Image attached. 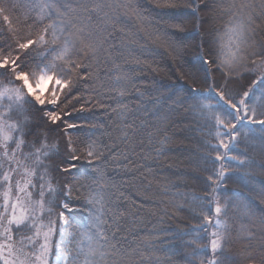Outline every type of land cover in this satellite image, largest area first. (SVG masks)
<instances>
[{"label":"snow or ice","instance_id":"obj_1","mask_svg":"<svg viewBox=\"0 0 264 264\" xmlns=\"http://www.w3.org/2000/svg\"><path fill=\"white\" fill-rule=\"evenodd\" d=\"M149 7L151 10L180 11L187 15L179 19L155 15L152 20L153 31L145 33L139 28L130 27L129 23L125 22L133 24L134 20L142 19L145 15L144 7L138 2L133 3L132 0H112V2L96 0L90 8L83 10L84 16H80L76 9L68 6L61 11L57 7V0H30V11L35 13L32 19L34 23H38L39 28L31 38L20 43L18 48L24 50L26 57L29 55L28 50L35 48L37 51L34 54L39 55L42 62L29 67L28 70L18 71L19 54L15 59L8 56L0 58V69L11 68L15 73L16 81H19L23 87V93L15 97V107L9 109L19 117V121L10 123L7 132L5 126L0 125V157H2L0 169L3 170L0 172V194L3 196L0 221L5 215L8 217V227L4 228L0 224V237L3 238V242H0V261L3 264H152L154 253L151 249L133 248L123 235L127 231L124 226L127 223L126 214L139 215L144 211H152L166 217L170 215L168 210L170 202L167 200L159 199L155 201L157 208L149 209L145 204L138 205L120 192L121 185L125 183L132 185L137 182L144 183L136 173L143 175L141 168L144 166L140 165L139 160H144L146 157L144 153L136 151L135 144L131 140L135 135V129L127 122L131 110L128 97L132 95L133 90L137 97L144 95L137 85V80L140 79L138 73L144 71L142 66L144 62L139 59L137 53L155 55L159 47H163L166 54H175L179 57L181 50L188 45L186 38L188 25L191 23L193 27L202 28L206 21L200 13L209 10L210 5L209 0H151ZM152 12L146 14L152 16ZM93 14L100 20L97 32L107 33L103 39H93V33L85 31L83 20L87 18L91 23L90 17ZM53 16L56 19H53ZM46 19L47 23H45ZM248 23L250 24L251 21ZM117 25H121L118 31L120 39L119 43H113L110 37L117 32ZM245 29L243 20L233 23L230 31L235 36L236 51L219 63L229 65L236 59L240 46L245 43ZM204 44L205 42L201 40L200 47L203 48ZM208 49V58L203 55L199 57L205 79L209 78L211 66L218 64L210 41ZM49 51L54 54L50 62L45 55ZM89 53L94 57L103 53V63L109 66L107 78L112 81L113 86L107 89L104 95L97 93L95 88L90 86V82L98 79V74L91 63L84 61V57ZM169 99L172 97H166L165 101ZM154 103L158 104L159 100ZM96 108L106 110V114L110 116L119 131V135L115 138L112 131L105 130L102 133L107 135L110 141L114 139L113 143L106 144L103 139L95 136V131L103 127L98 124L91 125L93 130L91 135L85 137L77 135L85 131L82 125L76 122L77 119L81 118L82 113L93 112ZM172 110L177 109L172 107ZM162 112L163 108H155L157 116ZM163 118L166 119L167 115ZM253 118L248 116L247 111L243 118L237 117L240 125H232L233 138L244 125V121H251ZM117 121L119 123H116ZM258 123L264 128V120ZM49 139L52 143H48ZM150 139L149 134L148 140ZM61 142L63 152L58 149ZM140 143H144L143 138ZM213 147L226 146L221 141L219 145ZM25 149L28 151L26 152ZM56 156H60V162L50 169L45 161ZM81 158L93 163L94 172L100 177L104 176L105 169L110 163L119 164L120 171L124 175L131 174L127 181L112 182L111 187L119 195L113 194L105 201L104 196L97 193L90 200V203L99 205L89 216V224L95 229L94 233L70 232L73 222L65 215L73 204L72 194L75 192L79 195L80 179L77 175L79 173L77 162ZM223 159L224 157L216 155L213 162H220ZM5 161L7 163H4ZM30 164L38 166L44 172L57 173L63 178L61 183L55 175L49 174L47 177L49 202L47 214L43 209L45 181L43 176L38 177L36 171L29 167ZM18 172L20 178L15 180V188H13V181ZM224 176L225 170L221 164L218 172L212 171V174L206 178L208 195L199 197L198 202L190 209L194 216L198 211V218L202 223L193 226L189 232L179 228L176 230L181 239L199 232L206 233L209 239V244L203 246L199 244L203 239L200 236L184 241L186 264H222L220 253L230 247L228 238L236 232L229 223L234 203L228 199L221 201L218 189L222 187ZM37 178L44 182L40 184L37 193L38 203L41 206L39 212L33 207L36 202V199H33V192L37 187ZM168 195L172 194L168 191L161 193V196ZM261 198L264 199V189ZM144 200L146 203L154 202L153 197L147 195V191ZM125 201H131L130 205L125 206ZM205 207H210L214 216H209L204 211ZM55 209L62 210L54 218H50L53 217ZM235 210L242 219L247 220V224L241 225L239 229L244 244L241 255L247 264H257V258L253 253L259 252L262 256L260 264H264V213L257 217L251 205L245 203L236 206ZM23 225L28 226L31 234L20 238L23 247L16 250L9 241L14 238L13 229ZM166 232L165 229H157L154 230V235L159 236ZM253 241L258 243L253 245ZM204 248L210 249L211 258L201 254ZM155 264H160L159 258H156ZM166 264H171V261H167Z\"/></svg>","mask_w":264,"mask_h":264},{"label":"trees","instance_id":"obj_2","mask_svg":"<svg viewBox=\"0 0 264 264\" xmlns=\"http://www.w3.org/2000/svg\"><path fill=\"white\" fill-rule=\"evenodd\" d=\"M95 2L96 0H57V7L64 11V7L68 6L76 9L80 16H84L83 10L90 8ZM132 2L143 6L145 15L142 19L134 20L133 24L125 22L145 33L153 31L152 20L155 15L177 19L187 15L180 11L151 10V0ZM209 5V10L200 13L206 21L202 28L193 27L191 23L188 25V45L181 50L179 57L166 54L163 47H159L155 55L137 53L139 59L144 62V71L138 73L140 79L137 80L139 91L144 95L137 97L133 90L132 95L128 97L131 110L127 122L135 129L131 140L136 151L144 153L146 157L139 160L140 165L144 166L141 168L143 175L136 173L144 183H125L121 185L120 192L138 205L145 204L149 209L157 208L155 201L167 200L170 202V215L166 217L152 211H144L139 215L126 214L127 223L124 226L127 231L123 235L133 248L151 249L154 253L152 264H155L156 258H159L160 264H166L167 261H171V264H186L185 240L200 236L203 239L199 244L207 245L206 233H193L181 239L176 230L179 228L189 232L193 226L202 223L198 218V211L194 216L190 209L195 206L199 197L208 195L206 178L212 171L218 172L221 164L225 176L218 192L222 202L228 199L234 203L229 223L236 229L228 238L230 247L220 253L222 264H247L241 255L244 244L239 233L241 225H246L247 220L236 213V206L241 203L250 204L257 217L264 213V199L261 198L264 189V128L258 123L264 120V0H209ZM149 11H153L152 16L146 14ZM32 16L34 17L35 13L30 11V0H0V57L15 59L19 54L18 71L28 70L29 67L42 62V58L34 54L37 51L35 48L28 50L27 57L24 50L18 48L20 43L38 31L39 25L33 22ZM53 19L56 17L53 16ZM90 20L91 23L87 18L83 20L85 31L92 32L93 39H103L107 33L97 32L99 18L93 14ZM237 20L245 22V43L240 46V51L231 64L219 63L236 51L235 36L230 29ZM47 22L46 19L45 23ZM120 27L121 25H117V32L110 37L113 43H119ZM201 40L205 42L203 48L200 47ZM209 41L212 43L213 55L218 64L211 66L209 78L205 79L199 57L203 55L208 58ZM45 55L50 62L54 54L49 51ZM84 61L91 63L98 74V79L90 82V86L95 88L97 93L106 94V90L113 85L107 78L109 66L103 63V53L95 57L89 53L84 57ZM218 68L220 70H217ZM9 70L2 72L4 78L13 77L11 69ZM192 89L195 91H191ZM169 96L172 99L165 101ZM157 100L159 103H154ZM241 106L243 116L247 111L248 116L254 118L251 121L245 120L233 138L232 125H240L237 117H240ZM157 107L163 108L159 116L155 114ZM172 107L177 110L173 111ZM165 115L166 119L163 118ZM36 122L38 123V120ZM76 122L85 129L77 134L80 137L91 135L92 124L103 126L95 131V136L103 139L106 144L113 143L114 139L110 141L107 135H102L105 130L112 131L113 138L119 135L116 125L104 109L96 108L93 112H84ZM141 138L144 139L143 144L140 143ZM221 141L226 147H213ZM48 143H52V140L49 139ZM58 149L63 152L62 142ZM216 155L224 157L223 161L213 162ZM47 162L52 168L60 162V156ZM77 167L80 179L79 195L75 192L72 194L73 204L67 216L73 222V227L69 231L94 233L95 229L89 224V216L99 205L90 203V200L97 193L103 195L105 201L113 194L119 195L111 187L112 182L127 181L131 174L124 175L119 164L110 163L104 176L100 177L94 172L95 165L83 158L77 162ZM50 174L63 183L59 174ZM146 191L147 195L153 197L154 202H145ZM164 191L172 195L161 196ZM131 201H125V206L130 205ZM204 211L213 216L210 207H205ZM157 229H165L167 232L156 236L154 230ZM252 243L255 245L258 242ZM201 254L211 258L207 248H204ZM253 254L257 258V264H260L261 254Z\"/></svg>","mask_w":264,"mask_h":264},{"label":"rangeland","instance_id":"obj_3","mask_svg":"<svg viewBox=\"0 0 264 264\" xmlns=\"http://www.w3.org/2000/svg\"><path fill=\"white\" fill-rule=\"evenodd\" d=\"M213 15H215V14H213ZM217 17H219V16H216V18ZM213 20L215 21V19H213ZM0 58H2V57H0ZM9 69H11V68H9ZM263 70H264V66H263ZM2 72L5 73V69H0V125H4L5 131L7 132L8 131V125L10 123L15 122V121H17V122L19 121V117L15 113H11L9 111V109H10V107H15V102H16L15 97L23 93V87L19 83V81H16L15 73L12 72V70H11V72L13 73V77H10V78L9 77L4 78V75L2 74ZM241 108L242 109H240L239 113H240V117L242 118L243 117V106H241ZM236 111L238 112V110H236ZM4 116H6L7 118L5 119ZM12 131L14 132L15 129L13 128ZM25 151L27 152L28 149H25ZM0 158H2V157H0ZM4 163H7V161H5ZM45 163L48 164L49 168L51 169L50 164L47 161H45ZM29 167L33 168L36 171L38 177L43 176V179L45 181V184H44V190H45L44 201L45 202L43 205V209H44L45 213L47 214L49 202H48V192H47V184L46 183H47V177L50 174V172H44L43 169H39L38 166H36L34 164H30ZM2 171L3 170L0 169V172H2ZM18 178H20L19 172L17 173V176L14 178L13 188H15V180ZM60 182H61V180H60ZM36 183H37V187H36L35 191L33 192V199H36V202L34 203L33 207H34V210L36 212H39L41 210V206L38 203L39 197H38L37 193L40 190V184L44 183V182L39 181V179L37 178ZM60 199H61V201L63 200L62 197ZM2 204H3V196H2V194H0V205H2ZM61 210L62 209H55L53 212V217H50V218H54V216L56 214H58V212ZM65 215H67V212L65 213ZM213 216H214V213H213ZM7 219H8V217L5 215L3 217V220L0 221V224H2V226L4 228L8 227ZM30 231L31 230L28 228L27 225H23L18 229L14 228L12 231V235L14 238L11 241H9V243H11L16 250H19L21 247H23L20 238L21 237H27L28 234H31ZM0 242H3L2 237H0ZM25 243H26V241H25ZM208 244H209V239L207 241V245ZM207 249L209 251L210 257H212L210 249L209 248H207ZM0 264H3V262L0 261Z\"/></svg>","mask_w":264,"mask_h":264}]
</instances>
